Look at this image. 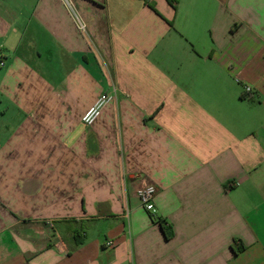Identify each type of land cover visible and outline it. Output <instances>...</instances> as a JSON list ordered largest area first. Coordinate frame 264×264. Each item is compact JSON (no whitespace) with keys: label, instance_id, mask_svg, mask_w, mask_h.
Returning <instances> with one entry per match:
<instances>
[{"label":"crops","instance_id":"crops-1","mask_svg":"<svg viewBox=\"0 0 264 264\" xmlns=\"http://www.w3.org/2000/svg\"><path fill=\"white\" fill-rule=\"evenodd\" d=\"M69 1L0 0V264H264V0Z\"/></svg>","mask_w":264,"mask_h":264},{"label":"built area","instance_id":"built-area-1","mask_svg":"<svg viewBox=\"0 0 264 264\" xmlns=\"http://www.w3.org/2000/svg\"><path fill=\"white\" fill-rule=\"evenodd\" d=\"M66 4V6L69 8L70 12L72 13V16L74 17V20L76 21L77 27L81 32L86 31V25L81 22L79 17L74 11V8L69 0H63ZM5 61L3 56L2 48H0V68L5 67ZM244 90L248 93L251 92V88L248 86L244 87ZM114 99V97L110 94L103 93L101 94L98 99L95 101V103L85 112V114L82 117V122L85 126H91L93 125L98 118L100 117L102 111L104 108ZM157 193V188L154 185L146 184L136 191V195L142 205V207L151 215L155 216L156 214V208L154 205V199ZM108 248H114L115 243L113 241H108L105 244Z\"/></svg>","mask_w":264,"mask_h":264}]
</instances>
